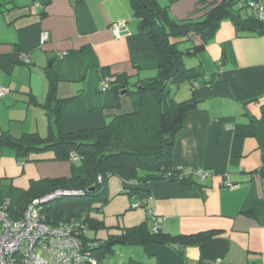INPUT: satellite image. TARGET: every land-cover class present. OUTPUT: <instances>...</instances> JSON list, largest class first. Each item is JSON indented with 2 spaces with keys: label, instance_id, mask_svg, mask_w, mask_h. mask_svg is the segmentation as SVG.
<instances>
[{
  "label": "crops",
  "instance_id": "1",
  "mask_svg": "<svg viewBox=\"0 0 264 264\" xmlns=\"http://www.w3.org/2000/svg\"><path fill=\"white\" fill-rule=\"evenodd\" d=\"M219 1L160 0L175 20L199 16ZM249 13L246 8L242 15ZM119 21L128 30L122 37L110 29ZM41 30L49 32L42 45ZM21 53L29 63L20 60ZM186 59L196 77L172 86L171 93L177 101L193 96L198 102L175 136L171 160L177 167L206 169L209 176L191 184H144L150 193L143 208L162 217L163 232L215 233L182 253L162 244L117 246L105 263L109 257L110 264H264V177L258 173L264 168V34H239L224 19L205 48ZM158 64V52L128 0H0V84L8 87L0 98V134H48L47 70L57 78V96L70 98L60 110V128L68 132L101 127L132 109L129 96L102 87V68L109 76L126 73L135 80L155 75ZM78 161L56 159L52 151L18 158L11 146L0 144V205L15 204L32 180L83 177ZM114 183L120 191L121 180L112 182V190ZM126 197L120 200L124 208L137 201ZM138 218L145 220L146 211ZM147 223L151 228L152 220ZM127 224L105 223L111 228L106 236ZM99 230L92 236L105 239Z\"/></svg>",
  "mask_w": 264,
  "mask_h": 264
},
{
  "label": "trees",
  "instance_id": "2",
  "mask_svg": "<svg viewBox=\"0 0 264 264\" xmlns=\"http://www.w3.org/2000/svg\"><path fill=\"white\" fill-rule=\"evenodd\" d=\"M128 1L139 26L158 52L156 74L132 80V76L126 73L109 76L102 68L103 77L108 78V86L115 96H129L132 109L114 115L101 127L63 132L60 128V110L70 98L57 96V78L54 72L47 70L49 88L44 107L49 111L48 134L43 137L32 132L14 138L2 133L0 144L11 146L18 158L52 151L56 159L64 160L75 153L82 162L84 176L32 180L29 187L21 192L17 202L5 207L11 217H19L32 199L45 197L57 190H80L81 193L61 194L45 202L43 220L52 225L78 221L82 229L95 232L107 227L103 220L93 214L102 212L104 204L109 201V177L117 176L121 180L119 193L136 199L138 207H145L149 197L150 190L144 184L158 180L181 184L194 182L191 177L178 176L179 170L172 164L171 154L175 136L183 127L186 115L196 109L198 100L192 96L177 101L171 93V87L195 79L196 76L190 74L193 68L187 66L185 59L205 48L221 21L230 19L239 34L260 35L264 34V19L259 18L248 6L249 0H220L199 16L181 20L173 19L168 7L160 0ZM246 8L251 13L244 16L241 9ZM203 83L209 84L208 81L200 84ZM258 173L264 177V168H259ZM148 219L147 216L138 224L121 227L118 233H110L105 239L89 236L82 229L74 230L73 235L86 252L103 262L119 245L162 244L182 253L181 248L206 242L215 233L208 230L169 234L160 228L153 232L148 226ZM202 263L210 264L203 260L196 264Z\"/></svg>",
  "mask_w": 264,
  "mask_h": 264
},
{
  "label": "built area",
  "instance_id": "3",
  "mask_svg": "<svg viewBox=\"0 0 264 264\" xmlns=\"http://www.w3.org/2000/svg\"><path fill=\"white\" fill-rule=\"evenodd\" d=\"M248 6L264 19V5L259 0H249ZM110 29L117 37L128 34L125 23L113 22ZM49 37L47 30L39 33V44H44ZM61 52L59 55H65ZM20 60L29 63L28 55L20 54ZM194 85L199 83L194 81ZM102 87H108V78L103 77ZM8 87L0 84V98L7 93ZM69 160H79V156L71 153ZM179 177L197 178L204 181L209 176L206 169L200 167L176 166ZM100 179V178H98ZM224 185L231 186L232 183L225 181ZM81 193V191L57 190L53 194L42 198L32 199L24 208L19 217H11L6 210L9 202L0 205V264H106L94 258L82 248V244L73 235L76 229H82L78 221L59 224H48L44 222L42 209L43 204L59 194ZM139 202L131 203L132 208H137ZM146 214L152 220L151 231L159 230L162 217L157 215L152 208L146 209ZM87 233L86 229H82Z\"/></svg>",
  "mask_w": 264,
  "mask_h": 264
},
{
  "label": "rangeland",
  "instance_id": "4",
  "mask_svg": "<svg viewBox=\"0 0 264 264\" xmlns=\"http://www.w3.org/2000/svg\"><path fill=\"white\" fill-rule=\"evenodd\" d=\"M244 10L245 9H241V14L243 13ZM185 60H187V59H185ZM77 163L81 164L80 161H78ZM117 181H118L117 176H111L108 178L107 186H108L109 201L104 204L103 212H94V215L96 217L102 218L107 225L116 224V223H119L120 225H122V223H125V225L127 223H130V225L136 224V223L140 222L138 216L140 214H142L144 216L145 210L143 207H137L135 209H129L128 206L130 204H128L124 208L123 207L124 204H122L120 201L121 198L126 197V195H124V194H119V195H116L115 197H113V193L114 192L117 193L119 191V188H118L119 185L114 183L115 184L114 190H112L113 189L112 182L117 183ZM110 183H111V185H110ZM59 195H61V194H59ZM126 208H127V210H124ZM117 211H119V212H117ZM118 213H120V214H118ZM109 229H111V228H108V229L102 228L101 230H99V235L106 236L107 235L106 230H109ZM88 233L90 236H92L94 234L93 231H88ZM119 246L121 247V245H119ZM110 263H111V259L108 257L106 259V264H110Z\"/></svg>",
  "mask_w": 264,
  "mask_h": 264
},
{
  "label": "water",
  "instance_id": "5",
  "mask_svg": "<svg viewBox=\"0 0 264 264\" xmlns=\"http://www.w3.org/2000/svg\"><path fill=\"white\" fill-rule=\"evenodd\" d=\"M124 92H125V90L122 91V93H124ZM92 189H93V187L92 188H89V190H92Z\"/></svg>",
  "mask_w": 264,
  "mask_h": 264
}]
</instances>
